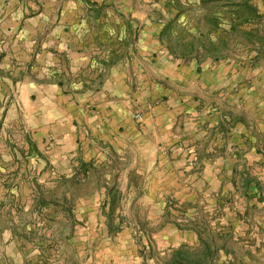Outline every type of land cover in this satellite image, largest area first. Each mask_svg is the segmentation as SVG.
Instances as JSON below:
<instances>
[{"label": "crops", "instance_id": "obj_1", "mask_svg": "<svg viewBox=\"0 0 264 264\" xmlns=\"http://www.w3.org/2000/svg\"><path fill=\"white\" fill-rule=\"evenodd\" d=\"M166 2L0 0V235L14 262L25 243L16 235H33L52 209L94 263L155 264L146 250L196 241L170 205L233 191L236 165L259 159L249 119H224L217 102L181 90L197 78L223 98V62L168 53L158 37ZM245 86L232 94L243 112L260 92ZM129 219L155 227L136 238Z\"/></svg>", "mask_w": 264, "mask_h": 264}, {"label": "rangeland", "instance_id": "obj_2", "mask_svg": "<svg viewBox=\"0 0 264 264\" xmlns=\"http://www.w3.org/2000/svg\"><path fill=\"white\" fill-rule=\"evenodd\" d=\"M253 2L261 12H264V0H253ZM166 12L167 8L165 7ZM244 61L247 60H243L241 57L222 60L223 74L220 78L222 85L217 86V88L222 89L221 96L223 98H219L218 94L213 92L215 85L211 84L210 87L200 88L197 78L193 80V83L181 85L180 88L185 90L187 95L194 94L196 97H200L207 105H214L217 102L222 109L224 119L231 118L230 113H236L235 115H241L249 119L251 124L249 135L254 141L253 149L256 153H260V157L258 160H253L247 169L240 167L241 169L238 171L236 165V170L229 178L233 191L208 193L202 195L201 200L197 198L194 203L180 204L174 201L170 205V211L174 223L181 228L190 227L191 223L187 220L192 221L201 214V221L206 222L211 234H213V231H218L219 233L225 232V234L232 235L229 246L238 259L242 257L241 260L246 264H264V67L254 66L250 68L248 62ZM249 68L252 70L248 72ZM238 71L239 74H237ZM243 83H247L256 91H260L256 92L254 96L244 98L243 103L248 105L244 108L247 112L235 107V103L232 102V94L236 89L235 85L237 84L238 87L243 88L245 86L242 87ZM138 107L137 103L132 102L133 117L136 110L140 111ZM132 158H134V154ZM251 177L259 182V190L257 194L253 191L248 195L243 189V178ZM30 180L35 185L37 184V180L34 181L35 177H31ZM51 180L53 181L52 178L48 179V181ZM63 183L70 186L69 181ZM80 184L84 186L86 182L81 181ZM51 189L43 193V198L54 201L57 197L55 195L56 190L54 187ZM78 189H82V187L79 186ZM38 193L34 192V201L40 202L42 199L38 198ZM139 210L143 211L142 208ZM46 220L43 223L39 220V223L37 221L34 223L36 230L33 235H16L20 236L18 237L20 241L25 240V243L21 242L18 252L15 253V262L13 261V255H9L8 239L5 235H0V264H13V262L14 264H96L93 260H89L88 247L78 237L79 235H61L62 229L60 226L64 227L65 224L58 223L59 218H56V214L52 209L48 210ZM129 220H131L130 224L135 236L138 235L136 230L140 231L143 227L150 230L155 227L154 225H143L144 223L142 221L138 222L139 220L135 222L133 219ZM110 224L113 226L110 222L109 228ZM68 227L70 226L68 225ZM110 230H113V228ZM39 231H41L40 235H38ZM42 232L47 234L42 235ZM196 242L197 240L194 243ZM151 252L146 250V254L155 255V259L157 256L160 257L164 254ZM228 258H230V255L222 254L217 263L223 264Z\"/></svg>", "mask_w": 264, "mask_h": 264}, {"label": "trees", "instance_id": "obj_3", "mask_svg": "<svg viewBox=\"0 0 264 264\" xmlns=\"http://www.w3.org/2000/svg\"><path fill=\"white\" fill-rule=\"evenodd\" d=\"M165 7L158 37L172 57L197 63L206 58L218 62L241 57L250 66L264 67V12L253 0H167ZM243 185L248 195L259 190L254 177L243 178ZM115 200L113 194L110 211ZM201 220L200 214L189 221L196 243H182L165 251L157 256L156 264H218L222 254L230 255L223 264H246L229 246L232 235L211 234ZM111 228L117 227L110 224Z\"/></svg>", "mask_w": 264, "mask_h": 264}, {"label": "built area", "instance_id": "obj_4", "mask_svg": "<svg viewBox=\"0 0 264 264\" xmlns=\"http://www.w3.org/2000/svg\"><path fill=\"white\" fill-rule=\"evenodd\" d=\"M134 118L139 120L141 118V112L139 110H136L134 113Z\"/></svg>", "mask_w": 264, "mask_h": 264}]
</instances>
